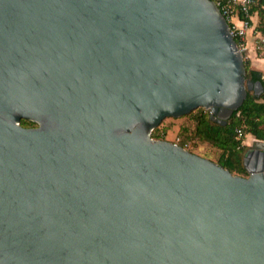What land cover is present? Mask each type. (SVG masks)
<instances>
[{
	"label": "water",
	"instance_id": "95a60500",
	"mask_svg": "<svg viewBox=\"0 0 264 264\" xmlns=\"http://www.w3.org/2000/svg\"><path fill=\"white\" fill-rule=\"evenodd\" d=\"M262 91L212 0H0V264H264V141L156 134Z\"/></svg>",
	"mask_w": 264,
	"mask_h": 264
},
{
	"label": "trees",
	"instance_id": "16d2710c",
	"mask_svg": "<svg viewBox=\"0 0 264 264\" xmlns=\"http://www.w3.org/2000/svg\"><path fill=\"white\" fill-rule=\"evenodd\" d=\"M218 2L219 0H212ZM257 4L249 8L250 15L253 11L257 10L259 15V24L257 30L264 34V8L262 4L264 0H256ZM236 43L238 42L235 38ZM259 55L264 56V49L258 51ZM244 66L251 82H261L263 91L259 95L253 92L252 99L245 104L237 116L230 117L226 124H220L216 119L210 117V113L203 107L197 111H192L189 114L192 116L195 125L194 128L189 130L183 127L181 133L184 139L193 138L201 142H207L217 148L219 156L216 162L224 165H229L231 171L236 170L237 175L247 176L248 173L243 165V156L248 148L242 144L243 137L237 136V129H241L243 134H251L257 140L264 141V75L261 71L253 69L250 61L244 58ZM22 126H30L33 122L22 119ZM157 139L164 138V132L161 134L156 132ZM178 144L185 145L184 141Z\"/></svg>",
	"mask_w": 264,
	"mask_h": 264
},
{
	"label": "rangeland",
	"instance_id": "374dc122",
	"mask_svg": "<svg viewBox=\"0 0 264 264\" xmlns=\"http://www.w3.org/2000/svg\"><path fill=\"white\" fill-rule=\"evenodd\" d=\"M253 36H255V33ZM261 38H264V34H262V37L257 36L258 42L255 46L257 51L264 49V42L261 40ZM243 57L246 58V56ZM194 125L195 122L190 114L178 118L170 117L158 128V132L160 134L164 132L163 140H171L175 143L184 141L185 145L195 153L216 161L220 152L217 148L207 142H201L193 138L187 137V139H184L185 137L181 133L182 128L185 127L191 130L194 128ZM242 137V144H245L248 148H250V146H253L255 140H257L253 135L249 133L243 134Z\"/></svg>",
	"mask_w": 264,
	"mask_h": 264
},
{
	"label": "built area",
	"instance_id": "2783aa9c",
	"mask_svg": "<svg viewBox=\"0 0 264 264\" xmlns=\"http://www.w3.org/2000/svg\"><path fill=\"white\" fill-rule=\"evenodd\" d=\"M253 0H219L216 2L224 17L233 28L234 36L237 39V48L242 56L247 55V33L250 29L251 15L249 8ZM261 40L264 42V38ZM243 132L237 129V136L242 137Z\"/></svg>",
	"mask_w": 264,
	"mask_h": 264
},
{
	"label": "crops",
	"instance_id": "0c3cea01",
	"mask_svg": "<svg viewBox=\"0 0 264 264\" xmlns=\"http://www.w3.org/2000/svg\"><path fill=\"white\" fill-rule=\"evenodd\" d=\"M256 5L257 1L255 0L254 2ZM262 8H264V2L262 4ZM259 24V15L258 11L255 10L251 14V20H250V29L248 30L247 33V46H248V51L246 58L249 59L250 65L253 69L259 70L263 73L264 75V56L259 55L258 51L256 50L255 46L257 41V36L262 37V33L257 30V26ZM255 33V36H253Z\"/></svg>",
	"mask_w": 264,
	"mask_h": 264
},
{
	"label": "flooded vegetation",
	"instance_id": "af4514ba",
	"mask_svg": "<svg viewBox=\"0 0 264 264\" xmlns=\"http://www.w3.org/2000/svg\"><path fill=\"white\" fill-rule=\"evenodd\" d=\"M34 126H36V124L35 123H33L32 125H30V126H25V127H34Z\"/></svg>",
	"mask_w": 264,
	"mask_h": 264
}]
</instances>
